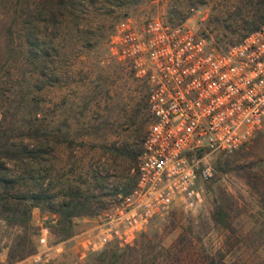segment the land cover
Listing matches in <instances>:
<instances>
[{"label": "rangeland", "instance_id": "1", "mask_svg": "<svg viewBox=\"0 0 264 264\" xmlns=\"http://www.w3.org/2000/svg\"><path fill=\"white\" fill-rule=\"evenodd\" d=\"M38 1L0 0V154L12 156L4 158L3 172H18L21 163L27 164L35 177L29 185L43 196L0 206V264H33L29 255L43 247L37 240L40 226L47 227L49 243L61 241L62 250L48 251L46 261L36 264H71L77 234L134 182L132 167L148 121L146 91L129 66L108 53L107 37L118 20L129 17L140 24L157 16L183 22L216 45L239 39L259 22L247 8L256 0H74L79 3L72 12H55L61 23L43 26L51 42L39 65L34 47L28 45L27 54L15 36L29 32L20 20L32 27ZM261 10L264 14V6ZM6 39L12 45L8 50ZM36 135L51 140L38 142ZM124 147L137 152L130 168L118 153ZM208 161L212 170L202 182L200 199L191 206L175 202L129 245L138 243L157 260L166 250L182 249V264L187 259L207 264L208 256L220 255L230 264H264V128L231 151L209 153ZM88 167L99 173L97 181L89 172L87 178ZM66 179L81 192L69 218L57 212ZM10 191L0 186L1 195ZM216 204L226 210L228 228L211 219ZM114 246L96 251L126 247ZM96 251L87 253L82 264H91Z\"/></svg>", "mask_w": 264, "mask_h": 264}, {"label": "built area", "instance_id": "2", "mask_svg": "<svg viewBox=\"0 0 264 264\" xmlns=\"http://www.w3.org/2000/svg\"><path fill=\"white\" fill-rule=\"evenodd\" d=\"M107 50L143 83L148 121L132 186L77 234L71 264L109 243L130 244L175 202L193 205L211 174L209 153L231 151L264 128V18L239 39L216 45L183 22L124 17L110 30ZM47 232L39 227L43 247L29 255L33 264L62 250Z\"/></svg>", "mask_w": 264, "mask_h": 264}, {"label": "trees", "instance_id": "3", "mask_svg": "<svg viewBox=\"0 0 264 264\" xmlns=\"http://www.w3.org/2000/svg\"><path fill=\"white\" fill-rule=\"evenodd\" d=\"M79 2H75L74 0H39L37 2V15L35 18L32 19L31 26L29 29H27V23L26 21L20 20L23 23V27L28 30L29 32L24 31V33L18 34L16 33L15 36L21 43V48L23 50H26V53L28 54L29 49L28 45H32L34 47L33 55L35 58H37V62L39 65L43 64L44 59L48 55V44L51 42L50 38H46V32L44 31L43 27L44 25L48 24L49 22L52 24H55V21L57 24L61 23L60 19H56L55 12L61 11L62 14L70 13L72 12L73 8L77 6ZM250 5L247 7L248 9L251 8L250 14H254V17L252 16V20L261 21L264 18V14L262 13L261 8L264 6V0H256V1H249ZM258 22V23H259ZM258 25V24H257ZM257 25L250 27L252 30ZM63 26H67L63 24ZM30 34V35H29ZM244 35V34H243ZM11 37V35H9ZM21 40V41H20ZM10 43H12V40L10 38ZM4 45L6 47V50H8V47L11 48V44L7 42V39L4 41ZM24 48H23V47ZM25 59V57H21V60ZM36 141L41 140H51L49 136L45 135H36L35 136ZM22 140V139H19ZM112 151H109L112 158H115V147H112ZM20 151V150H18ZM124 156V159L126 158V168H130L133 165H130V161H132L135 158V155L137 152L133 150H128L124 147V150H120L118 153ZM139 152V150H138ZM117 153V154H118ZM36 154V153H35ZM15 156L16 153H13ZM15 159L18 160V162H21L22 156L16 155ZM11 154L7 155V153L0 154V186H3V188H6L7 190L11 189L9 193H5L4 195L0 194V206L1 207H8L9 203L11 201L15 200L17 203L24 202L25 200L31 199V200H39L43 198V196L40 194L41 191L38 189H32L29 184L35 183V177L29 174L27 171V164L21 163L19 171L17 172L16 169H11L9 173H4L3 171L6 170V165L9 158H11ZM6 158V161L4 160ZM14 159V160H15ZM37 162V161H36ZM23 166V167H22ZM86 174L87 172L92 174V178L95 177L93 180L97 181L99 179V173L96 175L95 173L90 172L89 167L85 168ZM26 173H25V172ZM85 172V171H84ZM41 178H43L41 176ZM87 178L89 177V174H87ZM79 180V179H75ZM90 180V179H88ZM71 180H67L63 182L65 185V191L62 197L57 203L58 208L57 212L63 213L66 218H69L70 216L74 215L77 211V206L80 205L79 201V195H81L79 191L78 185H73V183H69ZM38 184H40L38 182ZM83 199L86 198L85 194H83ZM66 209H61V208ZM211 219L217 223L221 228H228L229 227V221L226 210L219 204L214 205L212 211H211ZM126 246L125 249H122L119 252H116L114 249H102L101 251H96L95 256L93 258V262L91 264H182L181 260H183V252L182 249L174 248L170 250H166L165 257H161V259L157 260V256L151 253H146L139 245L138 243H135L134 245H123ZM111 248H117V245ZM219 252V251H218ZM146 254L149 255V259L146 258ZM182 255V256H181ZM221 256V255H220ZM218 256V258L210 257L208 256L207 264H230L227 263L223 256ZM185 259V258H184ZM156 260V261H155ZM181 261V262H180ZM199 261L201 263L203 260L198 259L194 261L192 259L191 261L187 259V264H196V262ZM47 264H54L52 262Z\"/></svg>", "mask_w": 264, "mask_h": 264}, {"label": "crops", "instance_id": "4", "mask_svg": "<svg viewBox=\"0 0 264 264\" xmlns=\"http://www.w3.org/2000/svg\"><path fill=\"white\" fill-rule=\"evenodd\" d=\"M19 263H20V261H19Z\"/></svg>", "mask_w": 264, "mask_h": 264}]
</instances>
